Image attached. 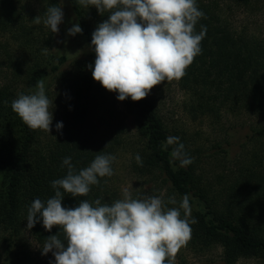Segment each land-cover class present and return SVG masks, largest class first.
<instances>
[{
  "label": "trees",
  "instance_id": "trees-1",
  "mask_svg": "<svg viewBox=\"0 0 264 264\" xmlns=\"http://www.w3.org/2000/svg\"><path fill=\"white\" fill-rule=\"evenodd\" d=\"M39 3L37 14L24 0H0V264H46L49 254L41 251L45 239L58 233L64 239L62 229L54 227L49 232L42 220L27 229V216L35 199L46 203L55 195L52 182L68 173L65 158H71L78 174L96 155L114 156L112 176L98 177L99 183L90 186L85 197L64 193L63 200L65 208L77 207L82 199L93 206L96 200L111 204L122 199L115 186L116 166L119 154L128 147L139 172L164 176L180 203L185 195L189 197L191 218L196 220L191 225L193 237L199 244L220 247L222 264H240L244 259L264 264V33L241 23L244 14L264 16V0H196L204 15L195 31L206 28V34L201 53L179 80L189 94L191 109L196 117L218 122L229 113L255 119L239 142L245 150L242 162L219 177V191L205 182L203 158L220 154L226 159L233 137L227 135L223 143H216L214 152L204 156L202 151L188 152L180 144H170V132L148 96L139 102L120 101L118 93L83 73L94 69L92 34L108 13L101 15L78 0ZM50 6L74 15L89 53L72 60L59 54L54 46L58 33L44 24ZM37 15L39 24L34 22ZM10 42L14 47L18 44L15 51H9ZM70 63L75 73L61 72ZM48 78L51 81L46 83ZM41 79L51 102L55 80L62 79L65 90L64 112L53 118L55 133L47 137L29 128L11 107L18 95L38 91ZM58 123L63 124L59 131ZM180 146L182 150L174 156ZM184 158L192 162L182 167ZM174 264L178 263L174 260Z\"/></svg>",
  "mask_w": 264,
  "mask_h": 264
},
{
  "label": "clouds",
  "instance_id": "clouds-1",
  "mask_svg": "<svg viewBox=\"0 0 264 264\" xmlns=\"http://www.w3.org/2000/svg\"><path fill=\"white\" fill-rule=\"evenodd\" d=\"M78 3L85 8L95 7L101 15L108 13V19L92 34L95 51L92 76L109 92L118 93L120 101L128 98L142 101L165 80H180L201 53L206 28L199 33L195 31L204 15L196 0H78ZM63 19V8L50 6L44 24L52 33H58ZM34 22L39 24L40 17ZM81 33L78 23L68 30L70 36ZM37 89L33 94L18 95L11 107L29 128L50 132L52 102L46 95L43 79L38 81ZM62 128L63 124L58 123L57 130ZM175 139L169 138L168 142L171 144ZM181 150L182 146L173 155H179ZM114 159L98 154L90 166L77 174L71 158H65L67 175L52 182L55 195L46 203L40 199L32 202L27 229L42 220L49 232L54 227L63 230V240L59 233L52 235L45 239L41 250L43 255L51 252L55 264H174L176 254L191 234L187 195L179 208L166 209L164 201L154 196L133 199L127 189L123 199L111 204L96 200L93 206L82 199L75 208L63 206L64 193L85 197L90 186L99 183L98 177L112 176ZM136 160L141 162L139 155ZM191 162L190 158H184L181 166ZM169 203L176 201L170 198Z\"/></svg>",
  "mask_w": 264,
  "mask_h": 264
},
{
  "label": "rangeland",
  "instance_id": "rangeland-1",
  "mask_svg": "<svg viewBox=\"0 0 264 264\" xmlns=\"http://www.w3.org/2000/svg\"><path fill=\"white\" fill-rule=\"evenodd\" d=\"M32 5L31 12H37L40 9L39 0H24ZM38 14V12H37ZM253 16L244 14L243 22L253 31L264 33V16L259 13H252ZM38 16V15H37ZM74 15L67 10L64 13L63 22L59 25V32L56 40L55 48L59 54L66 55L70 60L81 55L89 53V48L86 43L83 33L70 36L68 30L77 24ZM4 40V39H3ZM8 42V38H5ZM18 48V44H14ZM9 51L15 47L10 42ZM7 51V50H6ZM22 55V52H19ZM64 74H74L75 69L70 63L62 71ZM84 75L90 78L92 70H83ZM48 78L47 82H50ZM52 103L49 108L53 112V118L58 114H62L65 108V90L62 79L53 82ZM153 102L159 115L163 119L166 128L169 130L171 138H176L174 144L182 145L188 152L202 151V156L214 152L213 148L217 142L223 143L224 137L227 135L233 137L234 145L229 149L226 159L223 155H215L211 158H203V172L206 184L215 186V190L219 191L221 184L219 177H225L230 169H236L237 162H242L241 155L244 149L239 142H242L248 131V125L252 123L251 117L247 114H224L222 120L218 122L213 118L196 117L191 109L189 94L184 90L179 80H165L161 85L156 86L148 95ZM251 121V122H250ZM56 125V123H54ZM55 126L51 127V131L41 130L44 137L53 136ZM227 133V134H226ZM226 134V135H225ZM241 139V141H240ZM132 148L128 147L119 154L116 166L115 186L119 190L122 199L124 190L127 189L133 199H144L146 197H159L164 201L167 208H179L180 202L174 195L168 182L164 181V176L160 174L150 175L148 173L139 172L135 166V160L131 153ZM192 154V153H191ZM194 155V154H193ZM196 156V155H195ZM250 154L248 153L247 157ZM174 198L176 203H169V199ZM184 213L181 209V217ZM191 216L189 217L190 227ZM191 234L189 240L181 247L175 257L178 264H222V249L215 245H202ZM196 240V241H195ZM34 249L41 250L40 247L34 246ZM49 259L44 260L46 264H55V258L50 252ZM240 264H259L256 260H241Z\"/></svg>",
  "mask_w": 264,
  "mask_h": 264
}]
</instances>
